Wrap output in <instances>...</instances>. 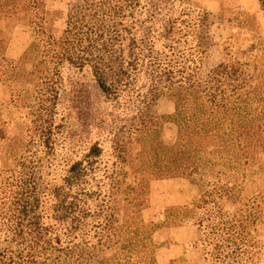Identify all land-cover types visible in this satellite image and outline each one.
Returning a JSON list of instances; mask_svg holds the SVG:
<instances>
[{
	"label": "trees",
	"instance_id": "trees-1",
	"mask_svg": "<svg viewBox=\"0 0 264 264\" xmlns=\"http://www.w3.org/2000/svg\"><path fill=\"white\" fill-rule=\"evenodd\" d=\"M159 3L82 0L84 11L68 10L63 28L54 36L46 25L48 8L62 7L61 0H0V28L9 21H25L34 34L20 61L33 67L40 65L47 79L57 77L63 62L77 69L87 67L106 99H116L128 88L129 70L139 61L151 81L147 99L141 101L143 108L148 110L149 103L158 98L170 102L172 113L159 118L172 125L174 139L166 144L157 139L151 127L155 116L145 115L138 128L137 189L145 187L148 176H163L183 178L196 185L198 191L195 201L166 206L156 223L141 224L144 232L196 225L204 245L212 238L210 259L216 264H256L264 237V65H258L259 74L248 84L230 79L228 72L220 70H209L199 77L194 59L191 65L184 66L188 59L166 57L157 46L160 41V46L172 53L180 37L176 19L171 17L163 20L159 31ZM257 3L264 13V0ZM140 9L145 16L136 19ZM202 11L204 14V8ZM259 36L256 38L262 42ZM6 41L0 30L1 61ZM197 47L195 44L194 50ZM188 56H192L191 52ZM99 153L97 144H91L84 163H71L61 185L51 187L49 193L38 179L37 159L0 169V229L7 243L0 246V263L78 264L83 259L92 264H132L141 220L126 222L123 212L116 225L111 224L117 221L113 214L104 218L103 228L110 237L102 246L116 248L109 255L95 258L96 253H86L82 257L68 241L63 246L58 244V231L72 234L88 215L82 200L86 192L78 186ZM167 160L170 166L165 164ZM251 178L260 180L262 187L240 194L239 185ZM46 194L51 197L49 213L43 206ZM43 217L50 218L53 224L44 222ZM9 244L13 250L8 249ZM225 259L229 261L224 263Z\"/></svg>",
	"mask_w": 264,
	"mask_h": 264
},
{
	"label": "rangeland",
	"instance_id": "rangeland-1",
	"mask_svg": "<svg viewBox=\"0 0 264 264\" xmlns=\"http://www.w3.org/2000/svg\"><path fill=\"white\" fill-rule=\"evenodd\" d=\"M61 1L62 7L48 8L46 25L54 36L63 28L68 10L84 11L82 0ZM159 1L156 24L159 31L168 17L176 19L175 25L180 30L179 42L175 44L178 52L171 53L157 42L166 57L188 59L184 66L191 65L194 59L196 73L202 78L209 70H220L228 72L230 79L248 84L259 74L258 65H264V13L257 0H188L189 7L186 0ZM144 12L138 10L140 14L136 19L143 18ZM0 30L7 40L1 51L3 60H0V169L10 168L19 161L37 159L38 179L49 193L51 187L61 185L71 163H84L91 144L100 148L84 182L78 186L86 192L82 200L88 215L80 220L79 228L72 234L58 231V244L63 246L68 241L69 246H76L75 252L82 257L86 253H96L95 258L109 255L116 248L102 246L110 237L103 228L106 226L104 218L113 214L117 221L111 224L116 225L121 222L119 217L123 212L126 222L141 220L135 240L137 249L131 255L132 264H216L210 259L212 238L209 237L204 245L196 225L169 226L146 233L141 226L161 219L164 207L189 204L198 197L196 185L183 178L148 176L145 187L137 189L138 128L145 115L155 116L151 127L157 139L164 144L174 139L172 125L159 118V115L172 113L173 105L158 98L149 103L148 110L143 108L141 101L147 99L151 82L145 67L138 61L129 70L128 88L116 99H106L87 67L77 69L63 62L57 77L47 79L43 67L20 61L34 34L25 21H9ZM256 36L263 41L258 42ZM195 44L198 47L194 50ZM190 52L192 56H188ZM18 63L19 68H16ZM165 164L171 165L169 160ZM261 187L260 180L251 178L238 188L240 194H245ZM230 195L235 196L234 192ZM44 199V209L49 213L50 194ZM43 221L53 224L50 218L43 217ZM145 237H148L149 247ZM4 239L6 234L0 229V246L7 244ZM176 245L180 251L176 250ZM8 249L13 250L14 246L9 244ZM88 261L82 259L78 264H92ZM227 261L229 259L224 263ZM256 264H264V237Z\"/></svg>",
	"mask_w": 264,
	"mask_h": 264
},
{
	"label": "crops",
	"instance_id": "crops-1",
	"mask_svg": "<svg viewBox=\"0 0 264 264\" xmlns=\"http://www.w3.org/2000/svg\"><path fill=\"white\" fill-rule=\"evenodd\" d=\"M176 250L180 251L179 247L176 245ZM180 252L177 253V255L179 254Z\"/></svg>",
	"mask_w": 264,
	"mask_h": 264
}]
</instances>
